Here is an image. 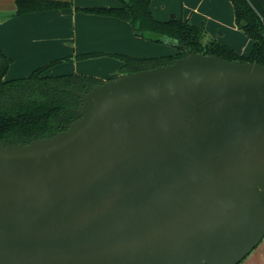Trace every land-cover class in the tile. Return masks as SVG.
I'll use <instances>...</instances> for the list:
<instances>
[{
	"label": "water",
	"instance_id": "obj_1",
	"mask_svg": "<svg viewBox=\"0 0 264 264\" xmlns=\"http://www.w3.org/2000/svg\"><path fill=\"white\" fill-rule=\"evenodd\" d=\"M73 94L65 130L0 141V264H239L260 243L264 65L191 53Z\"/></svg>",
	"mask_w": 264,
	"mask_h": 264
},
{
	"label": "trees",
	"instance_id": "obj_2",
	"mask_svg": "<svg viewBox=\"0 0 264 264\" xmlns=\"http://www.w3.org/2000/svg\"><path fill=\"white\" fill-rule=\"evenodd\" d=\"M116 1L118 5L114 7L76 9L90 15L125 21L136 36L156 43L172 44L177 50L175 54L158 58L113 54L122 63L120 75L169 64L191 53L264 65L263 0H230L235 25L252 41L247 56L215 41L203 44V30L188 20L175 16L165 21L156 20L150 10V0ZM70 5V2L62 0H15L13 15L60 10ZM86 56L91 54L82 57ZM51 64L35 69L26 77L5 80L10 59L0 51V141L4 144H26L65 130L69 123L78 118L76 110L80 99L73 92H83L101 83L99 79L77 73L47 76L45 71Z\"/></svg>",
	"mask_w": 264,
	"mask_h": 264
},
{
	"label": "crops",
	"instance_id": "obj_3",
	"mask_svg": "<svg viewBox=\"0 0 264 264\" xmlns=\"http://www.w3.org/2000/svg\"><path fill=\"white\" fill-rule=\"evenodd\" d=\"M62 1L71 5L60 10L15 16V0H0V51L10 59L5 80L26 77L35 69L53 63L45 75L77 73L103 81L120 75L122 63L113 54L141 57L159 51L134 36L128 23L83 13L76 7L87 6L78 0ZM117 5L116 0H108L103 7ZM95 6L97 4L92 7ZM171 16L200 27L203 44L215 41L242 56L251 51L252 41L235 25L230 0H182L177 12ZM163 17L155 15L154 18L165 21ZM146 51L150 54L143 55ZM80 53L91 56L83 60L73 58ZM239 264H264V237Z\"/></svg>",
	"mask_w": 264,
	"mask_h": 264
},
{
	"label": "rangeland",
	"instance_id": "obj_4",
	"mask_svg": "<svg viewBox=\"0 0 264 264\" xmlns=\"http://www.w3.org/2000/svg\"><path fill=\"white\" fill-rule=\"evenodd\" d=\"M78 1L82 4H86L85 6H87V7H92L94 4H97V6H99V5L103 6V5L107 4L108 0H78ZM180 1L182 2V0H150L151 10L153 13L152 15L154 17H155V15L156 16H164L163 18L168 19L171 14H173L174 12H177V10L180 7V3H181ZM123 22H125V21H123ZM125 23H127V22H125ZM131 29H132V27H131ZM132 32H133V35L136 36L134 34L133 29H132ZM136 37H138V36H136ZM139 38H141V37H139ZM142 39H144V38H142ZM144 40L149 42L152 45V49H154V50L159 49V51L158 52L154 51V53H152L154 55H150V56L145 55V54L149 53V51H146L143 54L145 56H141V57H138L135 55H130V54H123V53H121V54L131 56V57H135V58H158V57H163V56H169V55H172L173 53L177 52V50L173 46H171L170 44L156 43V42H152V41L146 40V39H144ZM84 55H89V54H87V53L81 54L80 53L78 55H74L73 58L77 59V60H83V59H86L89 57V56L82 57ZM82 75H84V74H82ZM86 76H89V75H86ZM91 77H93V76H91Z\"/></svg>",
	"mask_w": 264,
	"mask_h": 264
}]
</instances>
